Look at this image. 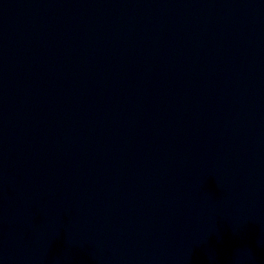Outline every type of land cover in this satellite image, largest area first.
<instances>
[{
  "label": "water",
  "instance_id": "water-1",
  "mask_svg": "<svg viewBox=\"0 0 264 264\" xmlns=\"http://www.w3.org/2000/svg\"><path fill=\"white\" fill-rule=\"evenodd\" d=\"M0 264H264V0H0Z\"/></svg>",
  "mask_w": 264,
  "mask_h": 264
}]
</instances>
